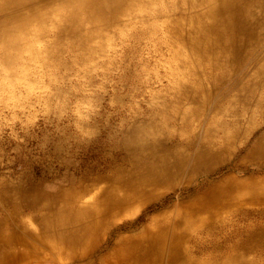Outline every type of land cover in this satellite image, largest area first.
Segmentation results:
<instances>
[{
  "label": "bare ground",
  "instance_id": "1",
  "mask_svg": "<svg viewBox=\"0 0 264 264\" xmlns=\"http://www.w3.org/2000/svg\"><path fill=\"white\" fill-rule=\"evenodd\" d=\"M108 33L136 56L152 47L121 58L137 64L123 69L124 98L160 102L119 100L130 116L102 167L0 173V264H264V0H0V91L18 86L22 62L75 48L81 59L109 49ZM174 188L148 223L114 231Z\"/></svg>",
  "mask_w": 264,
  "mask_h": 264
},
{
  "label": "rangeland",
  "instance_id": "2",
  "mask_svg": "<svg viewBox=\"0 0 264 264\" xmlns=\"http://www.w3.org/2000/svg\"><path fill=\"white\" fill-rule=\"evenodd\" d=\"M130 20L139 23L137 18H123L118 28ZM108 35L112 40L104 44H109V49L96 42L95 50L89 52L91 54L88 51L87 54L82 52L81 59L76 58L79 51L75 48L71 55L64 54L54 63L41 65L39 60H30L19 65L21 73L16 72L12 76L18 86L12 92L0 91V142L6 152L0 161V173L11 174L9 177H12L17 172L28 169L38 176L41 172L55 170L61 176L64 172L72 174L75 171H92L96 166L102 167L105 159L118 155L117 151L109 149L114 140L109 137L121 129V122L130 116L128 108H120L119 100L122 99L125 105L133 103L141 112L150 103L160 102L157 98L149 100L146 94L138 95L135 102L124 98L128 83L123 69L126 66L135 68L137 64L126 60L124 65L121 58L124 53L133 60L137 56L148 58L147 49L152 47L146 45V49L143 52L141 50V55L136 56L135 52H125L124 47L130 45L129 42L122 44L114 41L112 34ZM24 55L29 56L25 51ZM89 55L93 56L92 59H86ZM166 57L167 50L163 49L160 53L161 60L157 57L156 61L162 64ZM148 68H152V72L155 69L151 65ZM159 85L152 84V89L157 90ZM126 130L124 128L122 133ZM17 149L21 150L22 156L19 158H16ZM65 162L69 163V167L64 165ZM180 191L181 188H174L161 192L160 199L165 201L163 204L156 200L135 205L130 214L124 213L118 218L114 231L138 230L149 222L150 216L157 214L160 206H167L172 199L180 197ZM50 262L44 259L36 262L27 260L21 264H51Z\"/></svg>",
  "mask_w": 264,
  "mask_h": 264
}]
</instances>
